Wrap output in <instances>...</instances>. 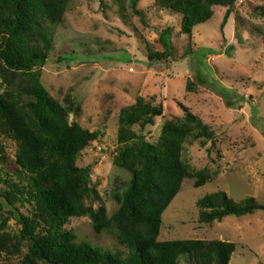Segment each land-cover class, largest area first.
Returning a JSON list of instances; mask_svg holds the SVG:
<instances>
[{"label":"rangeland","instance_id":"374dc122","mask_svg":"<svg viewBox=\"0 0 264 264\" xmlns=\"http://www.w3.org/2000/svg\"><path fill=\"white\" fill-rule=\"evenodd\" d=\"M154 1L138 3L141 20L128 9V1L72 0L54 33L41 83L57 102L64 104L68 95L79 106V113L68 116L70 124L99 134L76 165L90 169L89 186L98 195L93 207L103 208L106 217L119 210L117 197L131 178L113 165L119 110L138 98L163 105V116L144 131L150 143H156L165 122L183 118V108L200 119L214 139L205 147L185 144L182 158L193 172L207 170L210 180L200 188H194V180L182 183L162 215L158 241L229 242L235 245L229 264H264V212L204 224L197 207L200 199L217 192L236 203L254 198L264 205V0L215 7L212 19L194 28L190 37L180 32L181 17L157 10ZM227 10L231 15L221 31ZM167 28L172 29L171 56L150 62V53L163 51L159 35ZM1 141V176L19 182L16 143L7 137ZM0 188L6 185L1 182ZM17 206L28 215V205ZM65 229L77 242L124 250L110 232L96 235L87 217L70 219ZM19 230L10 219L5 232L12 236ZM21 256L3 255L0 264H18ZM180 264L187 262L182 258Z\"/></svg>","mask_w":264,"mask_h":264},{"label":"trees","instance_id":"16d2710c","mask_svg":"<svg viewBox=\"0 0 264 264\" xmlns=\"http://www.w3.org/2000/svg\"><path fill=\"white\" fill-rule=\"evenodd\" d=\"M71 1L0 0V165L5 162L1 138L7 137L17 146L15 164L20 180L15 182L7 175L2 178L0 170V183L6 185V189L0 188V260L3 255L5 259L21 256L25 250L18 264H180L182 258L187 264H229L235 252L233 243L158 241L162 215L182 183L194 180V188H200L210 180L207 170L193 172L182 158L185 144L198 142L205 147L214 139L209 127L185 108L183 118L163 124L156 143L148 142L144 131L163 116V105L154 106L138 98L119 110L118 151L113 165L131 178L125 192L117 197L119 210L111 217H106L103 208L94 209L98 195L89 186L90 169L78 168L76 163L99 134L70 124L68 116L79 113V106L68 95L64 104L57 102L41 83L54 33ZM125 1L132 14L142 20L137 8L141 0H121ZM234 3L154 1L157 10L181 17L180 32L188 37L194 28L212 19L215 7L229 8ZM230 15L227 10L221 31ZM171 33V28L160 33L163 51L150 53V62L171 56ZM17 205H28V215ZM197 207L199 222L204 224L264 212V205L254 198L236 203L224 192L205 196ZM81 217L90 219L96 235L110 232L124 250L77 242L65 226L70 219ZM10 219L20 226L12 236L5 232Z\"/></svg>","mask_w":264,"mask_h":264}]
</instances>
